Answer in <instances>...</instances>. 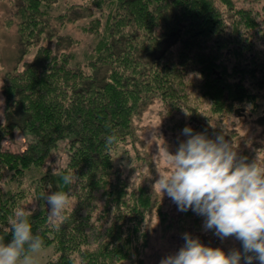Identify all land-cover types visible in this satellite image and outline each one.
<instances>
[{"label":"trees","instance_id":"obj_1","mask_svg":"<svg viewBox=\"0 0 264 264\" xmlns=\"http://www.w3.org/2000/svg\"><path fill=\"white\" fill-rule=\"evenodd\" d=\"M90 1L93 9L79 6L88 18L82 32L92 38L84 54L88 71L73 53L51 45L57 32L52 22L63 19L53 13L58 0H16L6 21L17 31V63L34 52L6 74L0 140L15 130L33 139L20 152L0 149V166L23 185L25 172L41 166L59 139L69 137V154L58 172L47 171L18 191H0V236L11 241L8 218L24 207L34 209L29 223L43 248L53 247L45 264H144L148 224L156 215L154 230L177 235L181 243L188 233L224 250L232 237L221 241L205 229L204 217L161 201L115 153L135 142L136 117L155 99L168 121L185 109L186 98L205 101L212 115L194 110L192 126L171 128L190 127L211 139L214 115L248 104L264 107V3L253 11L236 7L238 0ZM109 134L117 141L106 146ZM63 174L77 179L64 185ZM52 191L72 199L58 228L48 221L45 197ZM233 249L243 252L238 241L226 253Z\"/></svg>","mask_w":264,"mask_h":264},{"label":"clouds","instance_id":"obj_2","mask_svg":"<svg viewBox=\"0 0 264 264\" xmlns=\"http://www.w3.org/2000/svg\"><path fill=\"white\" fill-rule=\"evenodd\" d=\"M4 104L0 100V106ZM3 113L0 112V116ZM188 138L179 143L175 153L163 140L154 160L164 165L157 171L153 191L165 194L181 212L191 209L204 217L206 230H214L221 240L234 237L242 244L243 252L205 246L198 238L183 234L184 245L168 255L160 264H264V162L258 156L251 162L241 156L233 144L219 134L215 139L206 133L183 129ZM117 141L115 134L106 137V146ZM264 151V150H261ZM64 185L73 184L77 177L63 174ZM51 187V186H49ZM48 221L59 227L71 196L64 191H52L45 197ZM34 209L19 207L8 218L6 231L9 243L0 242V264H35L34 255L44 247L39 235H34L29 217Z\"/></svg>","mask_w":264,"mask_h":264},{"label":"rangeland","instance_id":"obj_3","mask_svg":"<svg viewBox=\"0 0 264 264\" xmlns=\"http://www.w3.org/2000/svg\"><path fill=\"white\" fill-rule=\"evenodd\" d=\"M90 0H58L54 5V15L62 14L63 19L61 22H52L55 27V37H53L51 45L55 47L58 44L60 51L73 53L75 62H80V67L88 71L87 65L85 64L84 54L88 49V44L92 40L90 34L82 32V25L87 23V16L83 9L79 6L90 5L93 9ZM16 0H0V100L4 101L3 96V85L6 79V74L11 72L12 69L18 64L20 47L18 43V36L15 25H7L6 21L11 17V12L15 6ZM264 0H238L236 7L245 9H251L253 11L260 10ZM56 6V7H55ZM65 37V38H64ZM31 54L24 57L18 64L21 69L24 61H28L32 58ZM203 103L198 102L196 96H190L186 98L183 106L185 109L174 117L176 119L168 121L163 116L161 105L162 102L155 99L154 103L150 107H145L137 115L136 121L134 122L135 127V142L129 145L121 146L115 155L119 159V162H123L122 167L133 168V176L135 177L138 173V182L147 181L150 182V188L153 190L152 185L158 178L157 171H163L164 165L161 162L157 164L154 157L157 154L158 146L163 151V140L166 142L169 151L175 153L179 143L186 140L188 137L185 136L179 128H171V125L179 122L184 126H192L190 122V115L194 110L204 112V116H210L208 110V104L201 100ZM4 104L0 106V112L3 113L0 116V124L5 123V112ZM179 111V110H177ZM213 134L217 136L224 134L225 139L233 144V147L237 149L241 156L247 157L248 162H251L256 158L264 162V107L254 105H246L242 107H236L232 111L224 112L220 116H213ZM162 137L163 140L158 137ZM33 139V136L26 131L15 130L12 133L5 134L0 140V149L2 151L20 152L25 149L27 144ZM69 137L59 139L56 147L53 148L48 155L45 157L44 162L39 167H32L25 172L23 179V185L19 184L15 179H12L9 175L10 172L0 166V191H18L30 180L39 178L42 174L47 171L56 173L61 170L67 163L69 150L67 147V140ZM114 155V156H115ZM121 167V166H120ZM150 167V169L148 168ZM25 182V183H24ZM32 185V184H31ZM158 198L168 205H173V201L165 194L163 197L159 191H154ZM34 193V192H33ZM29 191V195L33 194ZM29 205V202H27ZM72 204V199L70 200ZM70 205V204H69ZM167 205V206H168ZM156 216V215H155ZM154 216V220L148 225L150 229V245L147 250L143 253L144 264H160V261L168 255L178 252V250L184 245L180 242V237L177 235L172 236L171 233L163 234L161 229L154 230L157 227L158 220ZM228 239V238H227ZM227 239L221 240L226 241ZM233 240H228L224 251L226 252L229 247H235L237 241L234 237ZM0 242L8 243L7 237L0 236ZM240 245V241H238ZM54 256L53 247L48 246L42 248V250L34 255L35 264H45L47 259Z\"/></svg>","mask_w":264,"mask_h":264}]
</instances>
